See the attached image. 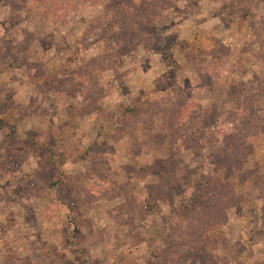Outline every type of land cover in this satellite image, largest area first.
<instances>
[{
	"label": "rangeland",
	"instance_id": "374dc122",
	"mask_svg": "<svg viewBox=\"0 0 264 264\" xmlns=\"http://www.w3.org/2000/svg\"><path fill=\"white\" fill-rule=\"evenodd\" d=\"M0 264H264V0H0Z\"/></svg>",
	"mask_w": 264,
	"mask_h": 264
},
{
	"label": "trees",
	"instance_id": "16d2710c",
	"mask_svg": "<svg viewBox=\"0 0 264 264\" xmlns=\"http://www.w3.org/2000/svg\"><path fill=\"white\" fill-rule=\"evenodd\" d=\"M179 176H180V174H179ZM179 178H180V177H179ZM182 183H183V182H182ZM204 183H205L204 185H206V186H210L209 182L205 181ZM170 184H173V182H170ZM204 187H205V186H204ZM193 188H194V190L196 191V194H200L201 191H204V190H202L203 187H202V184H201V183H195V185H193ZM209 188H211V187H209ZM197 192H198V193H197Z\"/></svg>",
	"mask_w": 264,
	"mask_h": 264
}]
</instances>
